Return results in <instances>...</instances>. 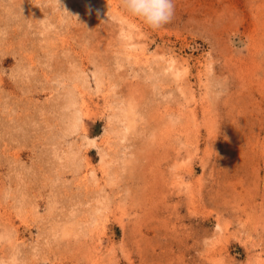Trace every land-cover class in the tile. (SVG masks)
<instances>
[{
	"label": "rangeland",
	"instance_id": "1",
	"mask_svg": "<svg viewBox=\"0 0 264 264\" xmlns=\"http://www.w3.org/2000/svg\"><path fill=\"white\" fill-rule=\"evenodd\" d=\"M0 0V264H264V0Z\"/></svg>",
	"mask_w": 264,
	"mask_h": 264
},
{
	"label": "clouds",
	"instance_id": "2",
	"mask_svg": "<svg viewBox=\"0 0 264 264\" xmlns=\"http://www.w3.org/2000/svg\"><path fill=\"white\" fill-rule=\"evenodd\" d=\"M60 3V0H58ZM121 8L152 29L167 24L174 15V0H120Z\"/></svg>",
	"mask_w": 264,
	"mask_h": 264
}]
</instances>
